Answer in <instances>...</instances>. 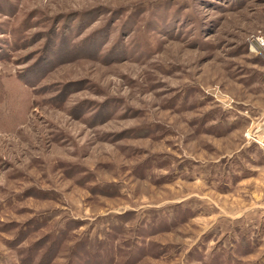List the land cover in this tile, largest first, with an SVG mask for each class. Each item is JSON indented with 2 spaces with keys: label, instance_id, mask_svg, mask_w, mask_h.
Masks as SVG:
<instances>
[{
  "label": "rangeland",
  "instance_id": "1",
  "mask_svg": "<svg viewBox=\"0 0 264 264\" xmlns=\"http://www.w3.org/2000/svg\"><path fill=\"white\" fill-rule=\"evenodd\" d=\"M264 0H0V264H264Z\"/></svg>",
  "mask_w": 264,
  "mask_h": 264
},
{
  "label": "built area",
  "instance_id": "2",
  "mask_svg": "<svg viewBox=\"0 0 264 264\" xmlns=\"http://www.w3.org/2000/svg\"><path fill=\"white\" fill-rule=\"evenodd\" d=\"M255 42L258 45H260V46H264V36H258L257 38H255ZM256 134H257V132L254 133V134H251L250 139L252 141H254L255 143H257V144H259L261 146H264V140H262V139L258 140L259 139V136L256 135Z\"/></svg>",
  "mask_w": 264,
  "mask_h": 264
}]
</instances>
